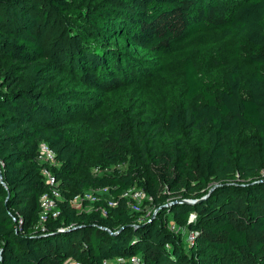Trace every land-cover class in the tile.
Returning <instances> with one entry per match:
<instances>
[{
	"label": "trees",
	"instance_id": "1",
	"mask_svg": "<svg viewBox=\"0 0 264 264\" xmlns=\"http://www.w3.org/2000/svg\"><path fill=\"white\" fill-rule=\"evenodd\" d=\"M75 1L0 0V264H264V0H100L102 36L114 47L88 24L93 9L77 15ZM211 29L249 45L245 94L236 67L214 96L185 58L183 101L171 113L165 95H130L111 118L88 112L95 155L68 135L78 102L49 87L54 75H69L77 97L102 107L163 75L178 42ZM41 143L56 155L60 191L59 215L42 225ZM132 188L156 217L130 210L122 194ZM90 191L96 201L72 205ZM168 219L194 233L187 252Z\"/></svg>",
	"mask_w": 264,
	"mask_h": 264
},
{
	"label": "rangeland",
	"instance_id": "2",
	"mask_svg": "<svg viewBox=\"0 0 264 264\" xmlns=\"http://www.w3.org/2000/svg\"><path fill=\"white\" fill-rule=\"evenodd\" d=\"M100 0H76V14L82 13L87 7L93 9V12L96 17L93 22H87V19H83L80 15V21L82 25L91 24L97 28V39L100 41L109 44L111 47H114L112 43H108L106 38L102 36L104 33V22L102 14L103 7L99 3ZM231 5H238L241 3V0H229ZM88 24H86V22ZM98 26V27H96ZM103 30V31H102ZM129 52H132L133 55L136 53V50L133 48L129 49ZM250 54V47L244 40L236 41L233 38H224L221 35L220 30H206L200 32L193 36L185 38L183 41L178 42L172 51L171 54L165 56L164 65L165 73L163 75L156 76L153 80H150L149 83L134 88L132 94L121 92L113 95L112 100H107V105H101L95 102V99L90 95L76 96L75 89L73 88L72 80L69 78V75L63 73H58L54 75V70L52 71L54 83L49 86L55 93H70L71 98L77 99L78 104H76L75 111L71 112L72 123L68 127V135L74 140L81 142L86 149V152L95 155L93 146L87 141L86 137V127L84 125L85 118L89 115V111L93 109H98L101 117L111 118L115 113L120 110H124V107L127 104H124V97L126 101L135 97L137 94L145 97H154L165 95V99L169 100L167 104V110L171 113L174 110V107L177 103H181L183 100L180 97L182 83L181 75V63L185 58H190L195 63L200 81L206 90L214 96H217L221 91L227 87V73L228 71L236 67L240 73V77L243 84L242 93L245 94V83L249 75L253 71V65H251L247 57ZM60 70H58L59 72ZM82 99V100H81ZM123 99V102H122ZM201 102L200 99L196 100ZM82 103V104H79ZM70 103V102H68ZM188 104H191L188 103ZM148 114L152 116L153 110L148 109ZM163 142L159 144L161 146ZM114 167L110 166L105 167V173H111ZM94 173L95 170L93 171ZM214 187V184L211 185V189ZM210 189V190H211ZM107 190L101 191L104 197H107ZM209 193V192H208ZM167 205V204H166ZM159 209L154 212V208L148 206V204H142V210L140 212L141 218L146 221L149 217L154 218L158 215ZM168 217V216H167ZM167 226L175 234H181L184 240V250L187 252L188 247L193 245V242L190 239L191 232H189L185 227H176L173 225L172 221L168 219Z\"/></svg>",
	"mask_w": 264,
	"mask_h": 264
},
{
	"label": "built area",
	"instance_id": "3",
	"mask_svg": "<svg viewBox=\"0 0 264 264\" xmlns=\"http://www.w3.org/2000/svg\"><path fill=\"white\" fill-rule=\"evenodd\" d=\"M36 161L38 165L41 167L40 169L41 176L45 185L48 187V191H49L44 195H42L40 198L41 213L39 216V221L40 224L42 225L47 220L49 215H52L53 218L59 215L58 200L60 199V191H59V183L52 171V168L55 167L57 164L56 155L48 147L47 144L41 143L39 145ZM95 172L98 173V170L95 169ZM93 194L94 193L92 191L86 192L83 195L75 197L74 200L71 201V203L72 205H74L76 208L79 209L83 201L93 202L97 200V198ZM122 198L128 200V205L130 210L135 213L141 212L142 204L145 201H151V199L147 197L142 190H139L137 188H132L127 190L122 194ZM108 205L110 207H114L116 206V202H113V200H111L108 203ZM155 211H157V209H154V212ZM103 214H105L104 211ZM190 219L193 220L194 215H191ZM173 229L174 227H172V230ZM190 239L192 242L194 241L195 239L194 233H191ZM124 262L125 261L123 259H117L114 262H104V264H124ZM130 263L136 264L137 259L132 258L130 260ZM65 264H79V263L75 260H68Z\"/></svg>",
	"mask_w": 264,
	"mask_h": 264
},
{
	"label": "water",
	"instance_id": "4",
	"mask_svg": "<svg viewBox=\"0 0 264 264\" xmlns=\"http://www.w3.org/2000/svg\"><path fill=\"white\" fill-rule=\"evenodd\" d=\"M264 181V180H263ZM215 189V187H213L210 191H209V193L206 195V197H204L202 200H204L205 198H207L208 196H209V194H211L212 193V191ZM183 203H192V201H182Z\"/></svg>",
	"mask_w": 264,
	"mask_h": 264
}]
</instances>
